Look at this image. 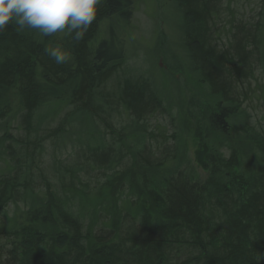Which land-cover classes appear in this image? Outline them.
<instances>
[{"label":"trees","instance_id":"16d2710c","mask_svg":"<svg viewBox=\"0 0 264 264\" xmlns=\"http://www.w3.org/2000/svg\"><path fill=\"white\" fill-rule=\"evenodd\" d=\"M234 1L168 0L165 87L128 60L138 0H102L79 42L0 31V264H264V0Z\"/></svg>","mask_w":264,"mask_h":264},{"label":"rangeland","instance_id":"374dc122","mask_svg":"<svg viewBox=\"0 0 264 264\" xmlns=\"http://www.w3.org/2000/svg\"><path fill=\"white\" fill-rule=\"evenodd\" d=\"M262 0H235L232 7L236 11L235 20L240 19L251 20L257 19V14L261 10ZM168 0H138L135 7V15L133 26L130 31L131 38L127 45V55L130 63H139L147 72L156 75L154 79L159 82V86L165 87L166 80L164 79L163 72H159L157 65H162V49L161 38L158 33V17L160 16L163 21L162 27L167 32L168 40L164 44V48L169 53L176 51L175 44H177L176 37L171 34L172 24H179L175 18L174 10L167 6ZM159 5L163 9L159 10ZM171 26V27H170ZM162 30V29H161ZM162 30V31H164ZM161 34V33H160ZM255 83L252 88H258L257 92L260 94L252 93L251 102H248V109L252 117V122L259 125L264 131V75L262 69L256 67ZM137 75V74H136ZM162 81V82H161Z\"/></svg>","mask_w":264,"mask_h":264},{"label":"clouds","instance_id":"9594fccd","mask_svg":"<svg viewBox=\"0 0 264 264\" xmlns=\"http://www.w3.org/2000/svg\"><path fill=\"white\" fill-rule=\"evenodd\" d=\"M102 0H0V31L9 24L17 30L34 29L44 37L67 31L77 42L82 40L96 19ZM57 65L69 61L62 47L45 49Z\"/></svg>","mask_w":264,"mask_h":264}]
</instances>
